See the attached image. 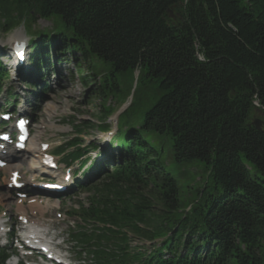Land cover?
I'll return each instance as SVG.
<instances>
[{"label": "trees", "instance_id": "obj_1", "mask_svg": "<svg viewBox=\"0 0 264 264\" xmlns=\"http://www.w3.org/2000/svg\"><path fill=\"white\" fill-rule=\"evenodd\" d=\"M0 16L6 34L52 23L59 51L91 72L81 82L99 78L102 129L109 98L139 72L108 150L82 147L87 123L77 121V137L56 150L90 176L77 236L96 264H264V0H0ZM49 36L27 44L38 71L54 67ZM39 75L28 82L37 97L50 90ZM148 84L157 91L147 100ZM196 161L207 178L193 186L179 168Z\"/></svg>", "mask_w": 264, "mask_h": 264}, {"label": "rangeland", "instance_id": "obj_2", "mask_svg": "<svg viewBox=\"0 0 264 264\" xmlns=\"http://www.w3.org/2000/svg\"><path fill=\"white\" fill-rule=\"evenodd\" d=\"M2 18L5 20L3 16H0V20ZM51 26L52 23L50 21L39 19L34 26V29L38 30L36 32L26 30L24 25L19 26V28H16L8 34L3 33L1 31L2 29L0 30V60L4 64V73L7 75H5L2 83L3 91L0 93V111L5 110V107L12 103L13 107H11V109H14L15 112L21 111L33 118V139L29 141V144L33 143L34 145H37V140L40 139L42 142L49 143L53 151L56 147L67 144L77 137L71 123L77 121L79 124L87 123L84 133L79 136V138L83 141L81 143L82 147H93V145H99L100 148H106L108 150L109 147L106 145H109L111 141H113V138L117 133L119 116L129 107L133 99V93L137 87V81L139 79V72H135L133 75H129L130 77L127 76L124 78L121 83L122 91L116 93L113 98H109V104H112L115 110L112 114L105 117L104 124H107L109 128H100L99 125L103 123H101V120L97 117V115L101 112V102L98 99L92 98L95 88L98 86L99 78L96 80H90L87 86L81 82L79 75H90L91 72L86 71L84 68H81L80 72L77 71L74 61V55L76 53H71L68 50L64 52L59 51V45L62 44V41H56L51 35ZM40 34H50L49 38H43V40L53 42L52 46H50L48 50L53 51L50 56V62L54 64V67L48 71L40 69L46 76L50 90L45 94L43 91L37 90V92L40 93L37 97L33 95L32 89L28 87L29 81H40V70L38 71V68L34 67L32 58L36 51H33V45H27V47H25L24 54H22L23 56L26 54L25 61L27 63L25 64L22 60L21 64L23 65L20 66V60L23 58L17 53L19 48H13L14 46L12 47V45L13 41L17 40L15 38L17 35L25 37V41L28 42L30 37H37ZM38 43L40 44V41ZM40 47H42V45ZM43 49L46 50L47 47L43 46ZM59 53L60 56L61 54L62 56L65 55L63 57V61H58L57 54ZM11 88L13 90L12 92L18 96L16 99L9 98L8 93ZM156 91L157 90L154 86L148 84V91L145 89L141 96H145L148 100L149 97L156 94ZM129 92L131 95L127 96ZM139 92L140 90L138 93ZM72 150H74V147L69 149V151ZM22 154L24 155H22L23 159L20 158L21 155H18L19 157L15 158L10 157L11 160L8 163L9 165L7 164V168L4 167L0 169V213L2 210L8 212L9 210L13 211L15 209L13 204L15 203V200L9 198V193L5 189L9 172L11 170H20L21 168L24 170L27 169V171H29V175L25 174V177L28 182H36V180L42 181L45 176L43 172L46 171L41 172L44 169L43 167H40V165L33 170L27 167L26 161L30 159H34L36 161L38 160L35 158L34 153L30 154L29 152H22ZM98 155V151L91 149V153L86 156H91V161H89L88 165H90L92 160H94ZM118 156L119 154L117 153L115 156L117 158L112 159L111 161L118 160ZM104 159L103 163L106 162V159L108 158ZM72 168L76 171L79 169V165L76 164L72 166ZM179 169L181 174L187 176L186 183L189 185L197 186L196 183L202 184L207 178L206 169L203 164L197 161L186 164ZM84 171L85 170L81 171L83 180ZM63 176L64 173L61 172L58 173V176L53 175V177L50 176L49 178H52L55 181H63ZM192 180L196 181L193 182ZM87 181L88 179H85L84 183H87ZM96 184H98V182H96L95 185ZM94 193V190H77L76 195L74 194L73 197L66 199L68 202L60 211L65 214L66 210L70 206L78 205L79 201L87 200V198H90ZM185 193H189L193 196L187 188H185ZM49 201L52 202L53 200L50 199ZM56 212L57 210L53 211L51 216L59 222L60 219L56 218ZM60 226L61 229L68 227V221L66 220L61 223ZM144 245L147 246V250L151 249L150 242L137 237L133 238V247L138 246L141 248Z\"/></svg>", "mask_w": 264, "mask_h": 264}, {"label": "bare ground", "instance_id": "obj_3", "mask_svg": "<svg viewBox=\"0 0 264 264\" xmlns=\"http://www.w3.org/2000/svg\"><path fill=\"white\" fill-rule=\"evenodd\" d=\"M17 40H19V41H17V40H15V41H13V45H12V47L13 48H16V47H18L19 49H18V51H17V53L20 55V56H22V58H23V61H24V59H25V55L23 56L22 54H24V50H25V47L26 46H24V45H27L28 43H29V41L31 42V41H33V40H35V38L36 37H30V40L27 42V41H25V37H23V36H21V35H17L16 37H15ZM4 48H7V47H4ZM25 62V61H24ZM27 62H25V64H26ZM40 148H41V145H39V141H38V144L37 145H34V144H31L28 148H26V153L27 152H29V153H40ZM24 151V152H25ZM22 155L23 154H21V156H20V158H22L23 159V157H22ZM12 158H15V157H19L18 155L16 156L14 153L13 154H11L10 155ZM24 156V155H23ZM6 158H9V156H6ZM35 158H36V156H35ZM37 159H38V157H37ZM38 160H39V162H38ZM37 161L36 160H34V159H30V160H28V161H26V163H27V167L29 168V169H31V170H33L34 168H36L38 165H40V167H41V160L40 159H38Z\"/></svg>", "mask_w": 264, "mask_h": 264}]
</instances>
